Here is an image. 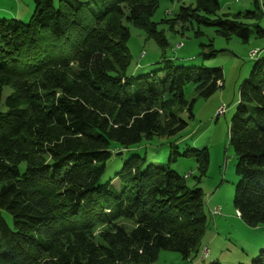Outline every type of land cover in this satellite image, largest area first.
<instances>
[{"label":"trees","instance_id":"trees-1","mask_svg":"<svg viewBox=\"0 0 264 264\" xmlns=\"http://www.w3.org/2000/svg\"><path fill=\"white\" fill-rule=\"evenodd\" d=\"M32 1L27 24L0 19V264H155L161 251L187 260L207 225L204 198L169 162L195 156L203 175L208 151H174L166 164L134 153L104 174L114 156L184 130L179 112L193 118L194 103L184 86L208 99L222 71L166 65L128 75L124 23L167 46L151 21L159 0ZM189 1L164 21L171 29L212 27L247 42L246 21L264 17V0L235 14H219L220 0ZM229 145L233 208L245 225H264V57L239 89ZM248 264H264V249Z\"/></svg>","mask_w":264,"mask_h":264},{"label":"rangeland","instance_id":"rangeland-1","mask_svg":"<svg viewBox=\"0 0 264 264\" xmlns=\"http://www.w3.org/2000/svg\"><path fill=\"white\" fill-rule=\"evenodd\" d=\"M189 5V0H159L151 21L157 23V30L167 43L164 49L143 29L124 23L129 31L127 48L131 58L127 73L136 77L162 71L166 65L219 68L222 71L220 87L210 98L203 99L197 96L192 83L186 84L185 99L188 103L194 101L193 118H189L185 110L179 112L180 118L187 123L186 128L176 136L153 138L141 150L131 149L114 156L107 165L104 178L112 176L134 153L143 156L147 152L154 155L153 159L166 164L174 151L182 154L187 150L206 149L209 163L203 175L198 170L195 156H176L174 162H169L179 176L189 175L186 179L189 187L202 190L207 225L199 247L185 261L175 252L161 251L155 264H248L264 249V225L255 228L245 225L233 208L238 179L235 175L236 158L229 145V125L239 99V89L255 62L251 54L256 49L257 58L264 57V35L256 33L257 27L264 31V17L260 15L257 21H246L250 29L247 42L236 37L225 39L212 27L186 25L183 30L177 24L171 29L170 24L164 22L174 19L181 6ZM250 10H253L251 0H220L219 14ZM33 11L32 0H0L1 20H18L27 24ZM222 107L223 111L218 113ZM113 184L118 186V180L114 179ZM4 217L11 222L9 215ZM123 224L131 226L128 222ZM205 250L208 251L206 256Z\"/></svg>","mask_w":264,"mask_h":264},{"label":"built area","instance_id":"built-area-1","mask_svg":"<svg viewBox=\"0 0 264 264\" xmlns=\"http://www.w3.org/2000/svg\"><path fill=\"white\" fill-rule=\"evenodd\" d=\"M257 55H258V50H254L253 53L251 54V57L255 58ZM222 111H223V107L218 110V113H221ZM207 254H208V251L205 250L204 255L206 256Z\"/></svg>","mask_w":264,"mask_h":264},{"label":"crops","instance_id":"crops-1","mask_svg":"<svg viewBox=\"0 0 264 264\" xmlns=\"http://www.w3.org/2000/svg\"><path fill=\"white\" fill-rule=\"evenodd\" d=\"M256 50V49H255Z\"/></svg>","mask_w":264,"mask_h":264}]
</instances>
